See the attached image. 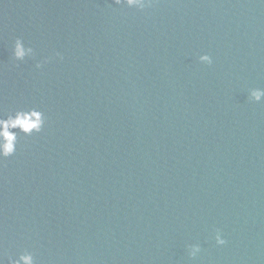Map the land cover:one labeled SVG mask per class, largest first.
Segmentation results:
<instances>
[{
	"label": "water",
	"instance_id": "water-1",
	"mask_svg": "<svg viewBox=\"0 0 264 264\" xmlns=\"http://www.w3.org/2000/svg\"><path fill=\"white\" fill-rule=\"evenodd\" d=\"M258 89L264 0H0V117L46 118L0 160L4 264H264Z\"/></svg>",
	"mask_w": 264,
	"mask_h": 264
},
{
	"label": "clouds",
	"instance_id": "clouds-1",
	"mask_svg": "<svg viewBox=\"0 0 264 264\" xmlns=\"http://www.w3.org/2000/svg\"><path fill=\"white\" fill-rule=\"evenodd\" d=\"M114 3L120 7L127 6L129 9H137L141 12L151 8L153 6V0H114ZM31 53L30 48H26L23 41L17 39L13 48V57L16 61H23ZM60 60H63V56L57 53ZM201 64L211 65L213 59L210 55H201L199 57ZM50 60L45 61L42 64H37V68H43L45 64ZM252 98L255 102L260 103L264 101V90H255L252 92ZM29 112L31 116H29ZM32 116H36V109L29 110H17L14 113L7 115V118L0 117V160H7L13 157L17 151V143L19 139V133H23L25 136H32L33 134H39L43 131L46 123V118L43 119L40 116H36L33 122ZM215 242L218 246H224L228 243L223 238V233L217 229L215 232ZM201 253L199 247H193L191 249V255L193 259H197L198 254ZM0 264H4L3 258H0ZM8 264H37L35 256L32 252L25 251L15 259L11 256L8 257Z\"/></svg>",
	"mask_w": 264,
	"mask_h": 264
}]
</instances>
